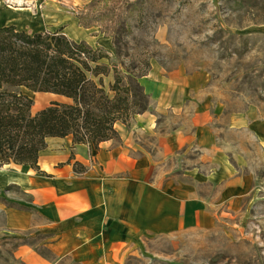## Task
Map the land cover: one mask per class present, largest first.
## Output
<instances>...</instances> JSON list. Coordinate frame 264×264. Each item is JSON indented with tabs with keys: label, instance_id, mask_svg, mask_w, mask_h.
Segmentation results:
<instances>
[{
	"label": "crops",
	"instance_id": "crops-1",
	"mask_svg": "<svg viewBox=\"0 0 264 264\" xmlns=\"http://www.w3.org/2000/svg\"><path fill=\"white\" fill-rule=\"evenodd\" d=\"M24 1L35 11L36 0ZM22 8L0 7L7 15L0 26L28 16ZM100 33H91L98 39L94 45L84 41L111 49L108 35L96 38ZM208 79L206 71L166 70L152 63L140 78L149 107L127 124L116 122V137L95 149L73 144L70 135L49 136L38 155L39 172L12 164L24 168L16 175L31 198L28 208L1 206L4 230L23 233V239L40 234V244L53 254L44 257L21 242L14 254L22 264H121L125 248L140 234L170 232L184 218L215 215L208 200L214 206L245 195L252 176L234 160L241 158L245 134L264 139V120L252 106L225 111L206 94ZM230 133L240 139L229 142ZM76 162L84 170H76ZM204 186L212 188L207 195Z\"/></svg>",
	"mask_w": 264,
	"mask_h": 264
},
{
	"label": "rangeland",
	"instance_id": "rangeland-1",
	"mask_svg": "<svg viewBox=\"0 0 264 264\" xmlns=\"http://www.w3.org/2000/svg\"><path fill=\"white\" fill-rule=\"evenodd\" d=\"M88 1L36 0L34 11L31 1L0 0V7H23L30 12L17 19L15 26L20 30L62 29L70 38L85 39L92 45L98 39L91 33L100 29L99 23L119 20L124 24L126 42L122 50L136 62L140 58L148 60L150 67L156 63L166 70L206 71L205 92L222 103L225 111L252 106L264 120V0H99L95 4L101 11L99 23L85 28L77 14ZM6 16L0 12V18ZM104 49L113 55V42L111 49ZM112 81V73L104 77L106 86ZM23 91L33 98V113L54 99L64 100L47 92ZM262 127L264 133V121ZM226 137L229 142L240 139L233 133ZM243 139L241 158L234 165L252 176L248 192L214 206L208 200L215 215L184 218L170 232L140 234L125 248L121 264H264V139L255 140L250 134ZM3 168L6 174L24 171L12 164ZM211 190L204 186L206 195ZM30 198L18 183L0 181V264H22L14 254L21 242L44 247L40 234L23 239V233L9 235L4 230L1 206L28 208Z\"/></svg>",
	"mask_w": 264,
	"mask_h": 264
},
{
	"label": "trees",
	"instance_id": "trees-1",
	"mask_svg": "<svg viewBox=\"0 0 264 264\" xmlns=\"http://www.w3.org/2000/svg\"><path fill=\"white\" fill-rule=\"evenodd\" d=\"M96 1L79 7L80 25H97L101 11ZM98 25L112 37L113 55L99 45L75 41L61 29L28 33L13 24L0 26V166L25 165L39 172L38 155L47 137L70 135L73 144L97 149L100 142L118 135L116 122L127 124L149 107L140 81L150 70L149 61L136 62L123 52L122 22L110 19ZM109 73L113 81L106 86L104 76ZM23 89L64 100L54 99L33 113V98ZM74 167L84 170L77 162ZM35 250L53 257L47 247Z\"/></svg>",
	"mask_w": 264,
	"mask_h": 264
},
{
	"label": "bare ground",
	"instance_id": "bare-ground-1",
	"mask_svg": "<svg viewBox=\"0 0 264 264\" xmlns=\"http://www.w3.org/2000/svg\"><path fill=\"white\" fill-rule=\"evenodd\" d=\"M18 1H20V0H18ZM0 181H5V182L13 181V182H16L18 184L24 183V181L21 179V177L19 178L17 175H14V174H6V172L1 173V171H0Z\"/></svg>",
	"mask_w": 264,
	"mask_h": 264
},
{
	"label": "water",
	"instance_id": "water-1",
	"mask_svg": "<svg viewBox=\"0 0 264 264\" xmlns=\"http://www.w3.org/2000/svg\"><path fill=\"white\" fill-rule=\"evenodd\" d=\"M5 165H6V164L2 165V166L0 167V169L3 168Z\"/></svg>",
	"mask_w": 264,
	"mask_h": 264
}]
</instances>
